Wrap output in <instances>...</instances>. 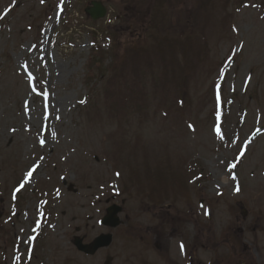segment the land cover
<instances>
[{"label":"rangeland","instance_id":"1","mask_svg":"<svg viewBox=\"0 0 264 264\" xmlns=\"http://www.w3.org/2000/svg\"><path fill=\"white\" fill-rule=\"evenodd\" d=\"M0 215V264H163L158 216L167 264H264V0H0Z\"/></svg>","mask_w":264,"mask_h":264},{"label":"water","instance_id":"2","mask_svg":"<svg viewBox=\"0 0 264 264\" xmlns=\"http://www.w3.org/2000/svg\"><path fill=\"white\" fill-rule=\"evenodd\" d=\"M84 13L92 20L97 21L103 19L106 16V9L102 6L100 2H91L89 7L84 10ZM120 212V208L118 207H111L106 211V216L101 221L103 226L109 228H116L120 221L118 220L117 214ZM1 217V216H0ZM111 243V236L107 235H100L89 245H82V240L75 238L73 241L74 246L77 248L78 251L86 254V255H93L95 252L101 248H106Z\"/></svg>","mask_w":264,"mask_h":264},{"label":"flooded vegetation","instance_id":"3","mask_svg":"<svg viewBox=\"0 0 264 264\" xmlns=\"http://www.w3.org/2000/svg\"><path fill=\"white\" fill-rule=\"evenodd\" d=\"M158 222L156 225H154V227L151 229L150 231V245L153 246V252L154 254H157L156 256L161 257L162 263L163 264H167L166 261L170 260L169 259V249L167 247H165V244L163 243V239L165 240V235L164 233L166 232V230L169 228V231H173V227H175L177 223V221L175 222L174 220H170V218L168 216H158L157 217ZM171 221L172 224L174 226H171ZM196 229H194L195 231ZM193 253H189V258L186 259L185 263L183 264H202L198 258H194L192 257ZM223 264V263H221Z\"/></svg>","mask_w":264,"mask_h":264},{"label":"snow or ice","instance_id":"4","mask_svg":"<svg viewBox=\"0 0 264 264\" xmlns=\"http://www.w3.org/2000/svg\"><path fill=\"white\" fill-rule=\"evenodd\" d=\"M181 251H183V244H181Z\"/></svg>","mask_w":264,"mask_h":264}]
</instances>
